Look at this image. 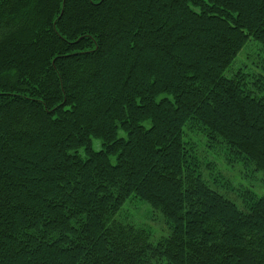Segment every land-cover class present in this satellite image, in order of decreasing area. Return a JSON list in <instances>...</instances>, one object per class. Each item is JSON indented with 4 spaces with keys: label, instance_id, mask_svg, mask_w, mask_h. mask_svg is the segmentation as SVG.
<instances>
[{
    "label": "trees",
    "instance_id": "trees-1",
    "mask_svg": "<svg viewBox=\"0 0 264 264\" xmlns=\"http://www.w3.org/2000/svg\"><path fill=\"white\" fill-rule=\"evenodd\" d=\"M251 40L264 0H0V264H264V194L186 138L264 180V76L226 73Z\"/></svg>",
    "mask_w": 264,
    "mask_h": 264
},
{
    "label": "rangeland",
    "instance_id": "rangeland-1",
    "mask_svg": "<svg viewBox=\"0 0 264 264\" xmlns=\"http://www.w3.org/2000/svg\"><path fill=\"white\" fill-rule=\"evenodd\" d=\"M237 72H243L249 77L264 76V49L257 41L251 40L248 42L226 73L227 75H233ZM261 94H264V91ZM186 138L196 141L197 152L204 160L216 164L214 174H221L225 181L228 180L229 186H226V188L221 186L218 189L230 199L241 205V199L237 194L242 188H250L259 196L264 194L262 171L247 169L242 163H227L224 148L221 146L207 147L206 143L203 142V138L199 141L200 137L197 134L191 133ZM93 148L95 150L102 148L101 139L94 138ZM112 160L115 161V157ZM119 218L146 227L150 231L151 240L153 241L166 236L170 232L163 215L154 210L148 203L136 198L127 200L121 209Z\"/></svg>",
    "mask_w": 264,
    "mask_h": 264
}]
</instances>
